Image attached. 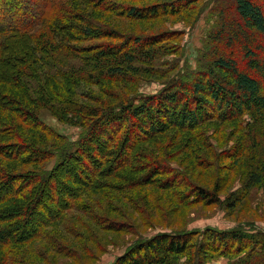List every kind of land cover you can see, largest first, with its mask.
<instances>
[{"label": "trees", "instance_id": "1", "mask_svg": "<svg viewBox=\"0 0 264 264\" xmlns=\"http://www.w3.org/2000/svg\"><path fill=\"white\" fill-rule=\"evenodd\" d=\"M54 1L0 0V159L4 160H0V253L13 247H33L46 238L44 229L59 221L82 193H101L110 187L111 179L126 182L128 188L134 183H153L158 175L167 173L156 171L163 167L164 154L150 158L142 145L159 149L158 138L170 130H176L182 143L190 139L194 143L200 136L194 131L201 125L237 121L244 132L231 154L234 159L243 157L244 162L256 158V165L245 171L242 195L231 193L226 204L234 209L246 192L256 186L264 188V160L255 156L264 150V59L260 60L264 56V0H231L241 23L228 19L224 9L217 16L220 40L230 33L232 47L235 41H245L243 69L222 53L204 65L207 70L189 73L186 69L167 80L157 94H139L128 101H118L121 96L112 89L113 83L130 82L128 75L147 71L139 69L140 62L151 69L150 61L159 47L164 48L161 44L173 35H125L99 16L106 13L131 21H153L179 13L194 0H70L69 9ZM127 1L147 5L125 6ZM100 40L111 41L91 44ZM89 87L114 96L116 103L86 105L82 101L90 99L86 95ZM183 100L191 104L180 109L178 102ZM170 106L178 107L167 115ZM205 108L214 112L211 118L203 115ZM43 111L81 127L78 141H69L44 124ZM155 119L157 124L152 122ZM143 122L146 131L138 126ZM53 158L56 163L46 169L43 165ZM74 161H80L82 167L92 165L86 180L78 174L59 179V172ZM146 162L154 166L152 172L136 178L139 165L146 167ZM22 166L31 170L19 171ZM127 173L132 178L124 179ZM65 179L74 189L64 184ZM177 179L188 181L186 174L172 175L161 186L173 187ZM189 182L194 183L188 181L187 186ZM119 187L124 189L123 184ZM52 188L64 191L61 198H54ZM191 193L195 202L221 203L219 185L213 190L193 186ZM47 197L48 203L43 204ZM209 251L236 253L231 264H264V231L206 228L159 233L130 247L113 264H181L180 258H185L184 264H204Z\"/></svg>", "mask_w": 264, "mask_h": 264}, {"label": "rangeland", "instance_id": "2", "mask_svg": "<svg viewBox=\"0 0 264 264\" xmlns=\"http://www.w3.org/2000/svg\"><path fill=\"white\" fill-rule=\"evenodd\" d=\"M71 1L55 0L54 2L69 9ZM230 1L194 0L190 7L187 6L179 13L153 21H131L106 13L100 15L101 21L109 23L110 27L117 28L125 35L152 36L163 33L173 35L161 44L164 48L159 47L161 50L156 54V58L150 61L151 69L146 67L147 63L140 62L139 69L147 71L139 75H128L130 82L113 83L112 89L122 97L118 96V101H128L137 98L139 94H157L164 83L177 77L179 72L182 73L186 69L189 73L207 70L208 68L204 65L211 58H218L222 53L234 59L238 67L243 69L245 57L242 48L245 41H235L232 47L228 42L232 39L231 34L226 33L224 39L220 40L221 29L217 28V16L222 9L228 19H233L232 22L241 23ZM123 4L137 7L147 5V3L133 4L130 1ZM110 41H93L91 44H105ZM263 59L264 56L260 58V60ZM87 91L86 95L90 99L83 98L82 102L88 106L116 103L114 96L108 97L97 88L89 87ZM178 104L181 109L191 103L183 100ZM171 108L174 109L170 106L167 115H170ZM192 108L197 109L195 106ZM202 112L207 116L214 113L207 108ZM41 116L44 124L54 132L65 136L69 141H78L83 132L81 127L60 122L46 111L41 112ZM152 122L158 123L156 119ZM138 126L145 131L148 127L144 122ZM201 126L194 131L200 135L194 143L192 139L182 143L176 130H170L158 138L159 149H154L156 146L152 144L142 145L143 150L150 153V158H157L161 152L164 154L163 163L160 164L163 167L155 168L156 171L162 170L167 173L158 175L153 183L145 185L134 183L132 187L129 185L127 188L126 182L111 179L110 187L101 193L91 191L82 193L73 202V207L64 211L59 221L51 223L44 229L46 238L36 241L31 248L5 249L3 253H0V264H113L130 247L139 241L151 239L159 233L198 232L206 228L219 231L243 230L246 233L264 231V188L262 186H256L246 192L244 199L234 209L228 208L225 201L233 192H239L238 195H242L246 170L249 165L251 167L256 165V158L244 162L243 157L234 159V154H231L239 135L244 132L243 126L238 125L237 121H213ZM47 138L49 142L52 141L51 135L47 134ZM98 139L102 140L100 136ZM193 144L196 145L192 149ZM255 156L264 160V150ZM55 163L56 160L53 158L43 166L51 169ZM82 166L80 161L72 162L71 166L66 165V168L59 172V179L67 175L72 178L78 174L82 175V180H86L85 174L90 173L92 165L88 163L87 166ZM139 166L141 171L136 173L135 177L141 179L150 174L154 167L148 162L146 167ZM28 170H31L29 166H22L19 169V171ZM142 170L147 171L142 173ZM185 174L188 181L194 183L189 182L187 186L188 181L183 183L177 179L173 187L161 186L164 178L172 175L185 176ZM123 178L132 177L127 173ZM67 181L68 179H65L64 184L74 189L75 185ZM112 183H118V186H112ZM120 184H123L124 189L119 187ZM218 185L221 203L207 204L194 201L191 193L193 186L213 190ZM51 193L55 199H59L64 191L60 188H52ZM90 193L92 196L89 195ZM48 201L47 197L43 200V204H47ZM35 209L40 211V208L35 207ZM35 223L36 220L33 221V224ZM15 252H19L20 257H15ZM214 253L217 252L209 251L204 264H231L237 257L236 253L231 255ZM18 259H21L23 263H16ZM179 262L184 264L185 258H180Z\"/></svg>", "mask_w": 264, "mask_h": 264}]
</instances>
